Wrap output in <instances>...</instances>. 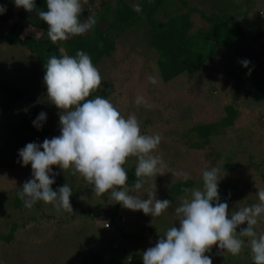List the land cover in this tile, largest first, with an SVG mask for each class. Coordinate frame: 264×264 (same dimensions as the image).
Listing matches in <instances>:
<instances>
[{"label":"rangeland","instance_id":"rangeland-1","mask_svg":"<svg viewBox=\"0 0 264 264\" xmlns=\"http://www.w3.org/2000/svg\"><path fill=\"white\" fill-rule=\"evenodd\" d=\"M105 1L92 0V5L104 6ZM129 2L135 4L136 0ZM81 3L84 6V0ZM187 5L205 13L215 10V6L226 9L243 28L244 37L229 49L215 51L196 71L183 73L165 82L155 63L143 62L137 52V46L140 50L146 46L141 40L145 30L140 27L134 36L115 41L113 53L104 55L98 68L102 77L98 89L106 92L105 99L112 102L125 118L135 115L140 123L141 134L158 133L162 137L151 154L159 156L168 165L163 169V175L158 173L157 176L143 177L144 183L139 190L127 183L123 189H116L127 190L142 199L155 196L156 199L171 201L169 209L159 217L124 208L112 199V190L98 196L78 173L73 175L71 169H60L56 165L51 166L56 173L55 181H63L73 190L70 196L73 212H58L53 205L43 201H38L31 209L12 212V206L7 203L10 201L8 198L15 193V188L22 189L23 184L32 179V169L31 164L22 166L17 150L4 148L6 126L17 120L34 101H38L40 104L35 105L45 109L47 120L52 125V131L46 137L51 139L60 135V110L47 97L43 77L38 79L32 74L35 70L31 65L32 56L27 52L23 55L17 50L21 47L18 44L0 43V79L27 88L25 96L7 115L0 118V139H3V142L0 140V152L3 150L0 157V233L8 232L11 225H19L15 238L8 243L0 240V264H81L83 252L91 247L88 237L95 238L100 232L87 235V228L98 230L101 220L97 218L116 205L127 221L146 224L147 228L140 236L149 245L154 244L156 235L162 229L175 226V208L179 206L181 197L189 195L185 191L175 197L172 195L171 186L184 179L176 173H187L189 179L193 180L188 189L200 188L204 170L224 167L225 163L232 162L233 169L222 168L224 173H220V181L233 185L237 183L228 210L234 212L258 202L256 193L264 189V178L261 182V173L264 172V163L261 162L264 157V99H253L250 96L257 94V87L264 89V0H187ZM180 7L184 11L187 9L186 6ZM234 7H238L237 11ZM16 13L11 21L24 22L19 12ZM165 16L162 12L158 15L160 19ZM191 19L192 30L208 24L199 12L192 13ZM27 28L31 29L29 31L34 37H47V30L33 26ZM243 60L249 61L247 67L240 63ZM150 77L156 83H151ZM31 96L34 100H31ZM137 97H143L150 107L144 103L136 104ZM229 103L238 110V115L225 131L213 133L210 142L198 141L200 143L196 147L180 143L184 130L201 122H217L225 113L224 106ZM136 165L137 158L128 157L123 167L128 170ZM75 189L79 192L75 193ZM31 216L36 218L30 219ZM59 220L63 223H58ZM245 225L237 228H245ZM255 230L258 235L264 233V215L259 218ZM58 236L62 237L60 242L57 241ZM243 239L245 245L238 256L218 251L217 246L207 256L213 264H249L251 251L247 238ZM109 242L110 239H107L104 254L119 253L122 264H143L142 252L139 251L141 243L136 244V247L129 245L126 249L121 244L118 249H112ZM103 264L108 263L105 260Z\"/></svg>","mask_w":264,"mask_h":264},{"label":"clouds","instance_id":"clouds-1","mask_svg":"<svg viewBox=\"0 0 264 264\" xmlns=\"http://www.w3.org/2000/svg\"><path fill=\"white\" fill-rule=\"evenodd\" d=\"M14 4L36 13L47 25V37L52 43L83 35L96 24L94 16L80 19L81 0H46L47 10L37 9L35 0H14ZM133 10L140 12L141 5L134 4ZM5 11L6 7L0 5V14ZM240 63L247 67L249 61ZM44 67L47 97L60 110V135L46 138L42 144L28 143L19 150L22 166L31 164L32 169V179L27 180L18 193L24 207L31 209L36 202L43 201L58 212H73L71 187L65 183L58 190L51 188L56 175L51 166L56 165L60 169H71L73 175L78 173L98 196L112 190V199L126 209L140 210L151 217L165 213L172 204L167 199L155 196L142 199L127 190H116L126 185L127 171L123 165L128 157L137 158L135 190L141 189L143 177L163 175L168 165L151 154L160 144L161 135L141 134L137 117L125 118L108 99L101 96L89 99L101 86L102 77L84 51H77L75 56L63 54L57 58L53 55ZM149 80L156 83L151 77ZM135 103L150 107L143 97H137ZM45 120L46 113L41 112L33 125L39 129ZM221 172L222 167L204 170L202 187L184 189L189 195L181 197L175 208L179 227L168 228L154 246L142 253L143 264H212V259L205 255L212 246L238 256L245 245L243 238H247L254 264H264V233L258 235L255 230L264 215V189L257 191V203L230 212L228 204L220 202ZM176 175L183 176L184 180L190 178L187 173ZM245 223L247 227L238 228V233L237 227Z\"/></svg>","mask_w":264,"mask_h":264},{"label":"trees","instance_id":"trees-1","mask_svg":"<svg viewBox=\"0 0 264 264\" xmlns=\"http://www.w3.org/2000/svg\"><path fill=\"white\" fill-rule=\"evenodd\" d=\"M105 2L104 6L92 5V0H87V3H84L80 19L82 21L86 20L88 16H94L96 19V24L90 31L80 36H70L65 41L52 43L48 37H34L29 31L31 29L27 28L33 26L47 30V25L39 19L35 12H27L23 8H17L16 10L14 0H0V5L6 7V11L0 14V43L3 45H20L21 47H18L17 50L22 52L23 55L27 52L32 56L31 65L32 68H35L32 74L35 78L42 79L45 74L44 64L51 56L55 55L57 58L63 54L75 56L77 51H84L91 57L94 66L99 68V64L104 60V55L113 53L115 41L134 36L138 28L144 27L145 34L141 40L145 42L146 46L142 48L143 51L137 46V52L143 62L153 61L159 69L161 78L167 82L183 73L196 71L209 60L215 51L229 49L237 40L244 37V30L234 19L232 13L224 8L219 9L217 6H215V10L205 13L196 7L187 5V0H136L135 4H140L142 9L140 12H136L133 10L134 3L131 4L129 0H107ZM176 2H178L177 5H175ZM35 4L37 9L47 10L46 0H35ZM180 5L186 6L187 9L182 10ZM237 9L238 7H234L235 11ZM16 11L25 20L24 22H21V20L11 21ZM161 12L166 15L164 19L158 17ZM194 12H199L208 24L192 30L191 14ZM22 47H25V49ZM26 89L7 79H0V118L7 115L25 96ZM256 92L257 94H250V98L264 99V89L257 87ZM32 96L31 100H34ZM95 96L105 98L106 92L97 89L90 95L89 99L95 98ZM35 104H40V102L34 101L17 120L6 126V141L3 142V139H0L4 143V148L8 147L12 151L17 150L19 152L26 144L32 142L41 144L50 135L52 125L48 122L47 116L41 128L37 129L33 125V121L41 112L46 113L42 106ZM224 112L217 122H201L184 130L181 133L180 143H187L192 147H196L200 142H210L213 133L225 131L227 127L234 123L238 115V110L231 103L224 106ZM2 154L3 150L0 152V157ZM261 162L264 163V157ZM233 167L234 164L230 162L225 163L222 168L231 170ZM126 171V183L128 186H133L137 179L135 166H131ZM226 176L224 178L228 181ZM263 178L264 172L261 173V182H263ZM64 184L63 181H55L51 188L55 191ZM192 184L193 180L191 179L175 182L171 186L172 195L174 197L179 195ZM236 187L237 183L233 185L219 180L220 202H226L229 207L232 197L236 193ZM14 191L15 193L8 198L10 201H7L8 205L12 206V212L26 210L27 208L24 207L23 201L18 196L22 189L15 188ZM78 192L75 189V193ZM36 203L38 204V202ZM2 212L7 213L5 210ZM120 213V208L117 205L109 208L102 216L97 218L99 221L101 220L100 226L98 224V230H95L94 227L87 228V235H92L96 231L100 232L99 236L95 238L88 237L91 247L83 252L81 264H103L105 260L108 264H122L119 261L121 258L119 253L104 254L107 248V239H110L109 246L112 249H118L121 244L126 249L129 245L136 247V244L141 243L142 247L139 251L143 253L147 248L154 246L157 240L163 237L166 232L165 229H162V232L156 235L157 239H155L154 244L149 245V242L140 236L142 231L147 228L146 224L131 223L126 220L125 215ZM34 217L31 216L30 219ZM46 221L49 222V220ZM53 221L50 222L53 223ZM176 221L175 226L179 227V221ZM58 223H63V221L59 220ZM18 226L17 224L11 225L8 232L0 233V240L8 243L15 238V231ZM245 226L247 227V225ZM236 231L239 233L238 228ZM58 237L57 241L60 242L62 237ZM212 250L214 252L215 245L212 246ZM142 253H140L141 256ZM207 254L208 252L205 253V255ZM212 257L216 262L215 256L212 255ZM47 264H55V262ZM249 264H254L252 257Z\"/></svg>","mask_w":264,"mask_h":264},{"label":"built area","instance_id":"built-area-1","mask_svg":"<svg viewBox=\"0 0 264 264\" xmlns=\"http://www.w3.org/2000/svg\"><path fill=\"white\" fill-rule=\"evenodd\" d=\"M239 229H241V228L239 227Z\"/></svg>","mask_w":264,"mask_h":264}]
</instances>
